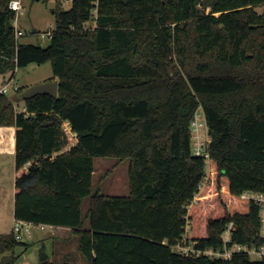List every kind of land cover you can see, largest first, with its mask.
Masks as SVG:
<instances>
[{
  "label": "trees",
  "instance_id": "16d2710c",
  "mask_svg": "<svg viewBox=\"0 0 264 264\" xmlns=\"http://www.w3.org/2000/svg\"><path fill=\"white\" fill-rule=\"evenodd\" d=\"M10 2L0 0V78L51 63L59 82L57 97L0 93L16 171L30 163L15 181V220L71 229L87 264H264L244 250L174 249L264 245L261 205L245 196L264 194V0H74L69 11L57 0L47 47L16 40ZM200 108L207 183L192 146ZM104 157L130 161L129 195L94 192ZM22 245L0 234V264H16ZM44 250L39 264H54Z\"/></svg>",
  "mask_w": 264,
  "mask_h": 264
},
{
  "label": "rangeland",
  "instance_id": "374dc122",
  "mask_svg": "<svg viewBox=\"0 0 264 264\" xmlns=\"http://www.w3.org/2000/svg\"><path fill=\"white\" fill-rule=\"evenodd\" d=\"M23 10L18 16V20L14 21V27H18L24 35L20 37L21 43H32L37 46L47 47L50 44V36L42 38V35L47 33H52L56 28V19L53 14V10L57 6V0H22ZM62 8L65 11H69L72 8V1L61 0ZM256 10L259 13H264V5L257 6ZM95 23L93 20L86 24L87 28H93ZM196 62V61H191ZM11 73H7L0 78V83L3 82L8 84ZM50 77H54L51 63L44 65L30 64L27 67L17 69L15 75V82L19 88H28L33 85L43 83L48 81ZM57 80L56 78H53ZM52 81V80H51ZM58 81V80H57ZM13 88H11L9 97H14ZM15 108L19 111L24 110V101L15 100ZM196 126H194L191 131H193V150L194 153L202 149V152L206 153V178L205 183L209 182V163L210 156L208 151H206L210 143V135L208 133V128L205 125L202 110H198L196 117ZM68 126L64 124V129H67V134L73 139L68 146L71 148L76 142L75 135L71 134L68 130ZM15 136L16 127L13 126H0V234H10L13 230L14 225V198H15V181L17 176L22 173L17 174L15 168ZM208 155V157H207ZM95 172L93 180V190L94 192H99L104 195L110 196H127L130 193L129 188V164L130 161L127 159L115 158V157H104L95 159ZM23 171V168L21 169ZM245 196L262 199L264 201V195L259 196L255 193H248ZM197 201V197L194 202ZM89 208V198L86 199L84 203L83 213L87 214ZM31 232L35 235H47L48 231L40 232L37 227H32ZM229 236L225 235V239ZM33 238V237H32ZM28 238L24 234V238L21 241L26 245L19 246L15 249V254L18 256V261L16 264H39L40 263V252L41 248H44L45 253L49 256L54 264H87L84 260L77 244L69 247L68 252H64L65 247L62 243L58 241L52 247L51 244L43 247L39 244L34 243L35 240ZM187 249H193L191 246H184ZM249 249V255L252 260H259L262 258L260 252L254 248L235 246L231 249H225L224 253H213V257H224L228 258L236 250L247 251ZM11 252L7 253L10 255ZM69 256L66 259V256ZM77 259H79L77 261Z\"/></svg>",
  "mask_w": 264,
  "mask_h": 264
},
{
  "label": "built area",
  "instance_id": "2783aa9c",
  "mask_svg": "<svg viewBox=\"0 0 264 264\" xmlns=\"http://www.w3.org/2000/svg\"><path fill=\"white\" fill-rule=\"evenodd\" d=\"M70 1H74V0H70ZM13 5H16V7H13ZM9 8H10V10H12V11L15 12V16L16 17H15V20L14 21H17L19 14L23 10L22 0H11V2L9 4ZM23 35H24V33L21 30H19L18 27H16L15 28V38H16V40L17 41H20V37L23 36ZM46 36H50V38H51L52 33L44 34V35H42V38H44ZM14 77H12V78L10 77V80H9L8 84H4L2 87H0V93L1 94H5V95H8L9 96V93H10L11 88H13V93L14 94H16L18 92L19 87L16 85L17 82H15V78ZM200 109L202 110V108H200ZM21 111H25V109L24 110H21ZM197 113H198V111H197ZM197 113H196V116H195L194 121L192 122L191 129H193L194 126H196V124H197V122H196ZM202 113H203V110H202ZM203 117H204L205 125L207 127L204 113H203ZM65 124L69 127L68 128L69 132L71 134H74L72 132V129H71L69 123L68 122H65ZM65 130H67V129H65ZM206 151H207V149H206ZM204 152H202V149H201L200 151L198 150V152L196 151L194 154L195 155H202V156H205L206 157V155H205L206 153H204ZM207 157H208V155H207ZM256 195L263 196L264 194H256ZM253 199H255V198H253ZM255 200L261 205V216H262L261 235L264 238V201L262 199H255ZM32 227H37L40 230H46L49 227V225H45V224H32V223H27V222H23V221L14 220V225H13L12 232L16 235V239L18 241H22L23 238H24V234L31 235V229H32ZM232 227H233V225L230 224L229 228L227 229V231L224 234V238H225V235L226 234H228V236H229L227 239H225L226 241H229L230 240ZM184 246L185 245H183V243H180L176 247H174V249L176 251H178L179 253H181V254H189V253H192L194 255L204 254V255H208V256H212L211 252H213V253H220V254L225 252V251L224 252H221V251H217L216 252V251H213V250H206L203 253V252L197 251L193 247H192L193 249H187ZM239 247L242 248L241 246H239ZM255 250H257L258 253L260 252V254L262 255V257H264V245L261 248L255 249ZM247 251L249 252V249H247ZM218 257H220V256H218Z\"/></svg>",
  "mask_w": 264,
  "mask_h": 264
},
{
  "label": "crops",
  "instance_id": "0c3cea01",
  "mask_svg": "<svg viewBox=\"0 0 264 264\" xmlns=\"http://www.w3.org/2000/svg\"><path fill=\"white\" fill-rule=\"evenodd\" d=\"M28 43H30V42H28ZM53 78L54 77L48 78V79H50L48 81H51V79H53ZM18 87H20V86H18ZM16 131H17V129H16ZM29 168H30V164H27L23 167V171L20 170L19 172H17V171L16 172H17V174L27 173ZM38 230L40 232L48 231V233H47V235L45 234V235H39L38 236V234L34 235L31 232V235H27V236H28V238L33 237L32 240H35L34 243H36V244L40 243V246L43 245V247H46V246H48V244H51V246L53 247L55 245V242L58 241L59 243H62V245L65 247L64 252H68L70 249L69 247L72 245V243H74V245L77 244V239H76L75 235H73L71 229L49 226L46 230H40V229H38ZM68 258H69V256L67 255L66 259H68ZM78 260L79 259H77V261ZM52 262H54V261H52ZM66 264H68V263H66Z\"/></svg>",
  "mask_w": 264,
  "mask_h": 264
},
{
  "label": "water",
  "instance_id": "95a60500",
  "mask_svg": "<svg viewBox=\"0 0 264 264\" xmlns=\"http://www.w3.org/2000/svg\"><path fill=\"white\" fill-rule=\"evenodd\" d=\"M58 89V81H46L26 88L20 95V97L24 100L38 95H49L51 97H57Z\"/></svg>",
  "mask_w": 264,
  "mask_h": 264
},
{
  "label": "clouds",
  "instance_id": "9594fccd",
  "mask_svg": "<svg viewBox=\"0 0 264 264\" xmlns=\"http://www.w3.org/2000/svg\"><path fill=\"white\" fill-rule=\"evenodd\" d=\"M13 7H16V5H13Z\"/></svg>",
  "mask_w": 264,
  "mask_h": 264
}]
</instances>
